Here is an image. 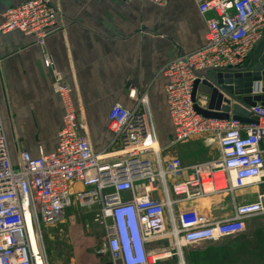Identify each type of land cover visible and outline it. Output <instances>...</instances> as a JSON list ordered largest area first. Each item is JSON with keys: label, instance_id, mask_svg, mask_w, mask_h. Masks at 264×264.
Listing matches in <instances>:
<instances>
[{"label": "built area", "instance_id": "1", "mask_svg": "<svg viewBox=\"0 0 264 264\" xmlns=\"http://www.w3.org/2000/svg\"><path fill=\"white\" fill-rule=\"evenodd\" d=\"M145 1L163 6L171 0ZM194 1L206 18L205 44L164 67L166 102L173 142L201 137L216 144L220 156L189 168L177 157L163 163L148 98L136 93L131 109L111 108L112 141L96 152L69 86L55 72L64 107L56 151L40 157L22 151L14 165L0 114V264H46L43 228L59 223L76 204L98 207L112 264H163L174 254L169 250L162 258L165 250L152 246L164 237L178 249L219 242L243 234L248 219L264 215V193L218 222H207L193 209L175 214L177 206L204 196L264 185V103L245 109L247 123L235 120L233 109L228 119L206 118L197 110L222 112L226 100L234 104L219 76L245 68L263 43L264 0ZM58 15L55 0H25L4 12L0 32H20L43 46L62 29ZM44 64L54 68L47 55Z\"/></svg>", "mask_w": 264, "mask_h": 264}, {"label": "crops", "instance_id": "2", "mask_svg": "<svg viewBox=\"0 0 264 264\" xmlns=\"http://www.w3.org/2000/svg\"><path fill=\"white\" fill-rule=\"evenodd\" d=\"M24 1L0 0V25L4 12ZM55 4L62 29L43 46L20 32H0V114L13 164L22 151L40 157L58 147L64 107L56 93L57 72L70 88L78 118L96 152L112 141L111 108L120 104L131 109L136 93L148 98L157 136L158 132L162 136L158 141L163 163L177 157L186 168L196 165L190 159L197 149L190 141L204 139L173 142L162 74L177 56L205 44L206 18L196 2L171 0L158 6L145 0H55ZM257 53L255 49L246 66ZM44 55L53 60V69L45 66ZM204 147L209 161L220 156L216 144L204 140ZM241 192L254 202L264 193V185L204 196L177 206L175 214L193 209L210 223L229 219L244 200ZM155 197L162 199L160 194ZM173 254L176 262L184 264H264V215L248 219L239 236L174 247Z\"/></svg>", "mask_w": 264, "mask_h": 264}, {"label": "rangeland", "instance_id": "3", "mask_svg": "<svg viewBox=\"0 0 264 264\" xmlns=\"http://www.w3.org/2000/svg\"><path fill=\"white\" fill-rule=\"evenodd\" d=\"M158 136L162 139L160 132ZM190 143L197 149L190 160L196 164L210 160L209 150L204 147V140L194 139ZM217 153L215 151V154ZM240 194L244 197L240 205L252 201V197L244 196L245 192ZM97 217V206L85 208L76 204L67 210L65 217L59 223L43 228L42 246L46 264H107L111 262L108 253L104 252L107 241L106 229L97 221ZM170 230L169 227L168 231ZM173 243L171 238L164 237L155 243L152 249L166 250L162 253L170 250L174 253ZM85 258H89V261L85 262ZM163 264H178V262L171 259L164 261Z\"/></svg>", "mask_w": 264, "mask_h": 264}, {"label": "water", "instance_id": "4", "mask_svg": "<svg viewBox=\"0 0 264 264\" xmlns=\"http://www.w3.org/2000/svg\"><path fill=\"white\" fill-rule=\"evenodd\" d=\"M257 49V58L252 59L248 66L235 75L228 74L224 78L219 76L218 84L223 85V90L234 104L226 100L228 106H225L222 112L197 109L201 115L206 118L228 119V113L233 109L235 120L248 122L245 118L248 116L245 109L253 106L256 102L264 103V96H253V94L264 93V41ZM200 75L206 76V72H202ZM197 85L198 82L195 83L193 96H195ZM214 108L218 110L219 105H215Z\"/></svg>", "mask_w": 264, "mask_h": 264}, {"label": "bare ground", "instance_id": "5", "mask_svg": "<svg viewBox=\"0 0 264 264\" xmlns=\"http://www.w3.org/2000/svg\"><path fill=\"white\" fill-rule=\"evenodd\" d=\"M207 190H209L208 188H207ZM166 251V250H165ZM162 252V251H161ZM169 252H164V253H162V258H167V257H169L167 254H168Z\"/></svg>", "mask_w": 264, "mask_h": 264}]
</instances>
